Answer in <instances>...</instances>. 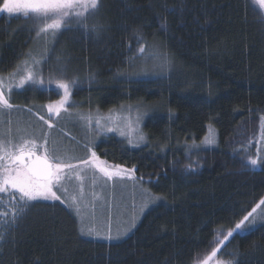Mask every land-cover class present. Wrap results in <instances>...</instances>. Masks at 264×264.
<instances>
[{
    "label": "trees",
    "instance_id": "obj_1",
    "mask_svg": "<svg viewBox=\"0 0 264 264\" xmlns=\"http://www.w3.org/2000/svg\"><path fill=\"white\" fill-rule=\"evenodd\" d=\"M97 21L107 26L99 34L73 27L57 37L44 75L79 80L73 109L138 104L151 110L142 124L145 144L133 148L111 136L93 150L111 166L133 169L137 181L165 199L131 235L109 243L82 236L64 204L34 202L0 243V264H196L218 232H227L264 197V169L242 167L257 152L264 116V25L248 0H103L88 23ZM31 28L23 16L0 15L1 76L32 48ZM137 33L144 39L138 41ZM145 42L168 53V74L123 78ZM57 97L26 86L10 102L34 114ZM208 125L216 128L217 146L192 149ZM225 245L220 255L226 260L236 251L237 264H264V225Z\"/></svg>",
    "mask_w": 264,
    "mask_h": 264
},
{
    "label": "snow or ice",
    "instance_id": "obj_2",
    "mask_svg": "<svg viewBox=\"0 0 264 264\" xmlns=\"http://www.w3.org/2000/svg\"><path fill=\"white\" fill-rule=\"evenodd\" d=\"M103 0H4L0 11H6L9 14H22L23 18L32 21V28L36 30V36H51L54 41L63 31H71L73 27L82 30L84 33L99 34L106 30V25L93 22L88 23L89 17L96 16L101 9ZM252 4L257 17V21L264 25V0H248ZM258 6V7H256ZM247 7V3H246ZM175 12L177 9H166ZM180 11H183L181 6ZM74 22V23H73ZM163 30H167L166 23L161 24ZM136 39L142 40L144 37L137 33ZM48 40L45 39V47L40 52L39 57L28 52L26 57L20 64L16 66L13 73H9L8 77L0 76V117L7 116L5 120L0 118V194H7L9 199L4 201L0 199V205L5 210L0 211V243H2L12 228L24 218L34 202L37 201H60L66 204L70 210H73L79 218L81 227V235L95 238H103L106 240L120 239L127 232L135 227L138 216L135 211L127 223L126 227H118L115 235L112 233L111 222L105 232L103 224L97 222L95 214L96 200L99 194L93 191L91 193V201L86 199V190L84 185L85 173L89 168L101 173L107 180L114 178L135 179L133 169H124L120 165L108 166L107 162L101 161L96 152L90 147L91 141H86L83 145L86 158H76L68 154L67 150L61 152L59 142L50 139L51 131L55 128L52 122V115L60 117L62 110L67 111L64 107L68 102L71 89L77 84L75 78L71 80L57 79L55 81L57 87L63 90V96L57 102L46 105L49 118L44 115H38V121L43 122L38 130L27 132L20 126L13 127L11 112L18 109L19 106L10 102V93L15 89H22L26 84L31 86H44V80L37 78V67L47 62L49 49L47 47ZM138 55L144 56L146 60H152L154 66L159 67L161 71L167 69L172 61L167 52L162 51L158 46L153 47L148 52V45L145 42L138 49ZM134 56L132 59L134 60ZM58 62L60 58H57ZM58 71L63 73V68ZM23 73V75H21ZM17 76L19 80L17 81ZM51 82V81H50ZM31 112V109H28ZM80 120H86L88 126H91L92 116H84L77 114ZM100 117L96 118V125L100 127ZM112 119V117H108ZM264 122V116H261ZM44 125H47L45 130ZM113 131L114 129H108ZM61 135L69 134L61 130ZM121 135H124L121 132ZM31 136L33 138H26ZM42 138V142L38 143V139ZM72 139H75L74 137ZM141 140L143 137L140 138ZM261 139H264V123L261 125ZM215 141L211 137L206 139V143L213 144ZM252 141L250 140L249 143ZM131 143V140H129ZM255 143L259 145L260 140ZM65 159H75V163H67ZM195 166L193 164L186 165L191 170ZM242 167L248 169H256L261 167L264 169V157H248L242 160ZM75 179L79 182V195H69L68 185ZM98 178L93 175L92 186L97 184ZM59 193V194H58ZM142 203L138 211L143 213L147 208L155 205L157 201L165 199L162 196H153L149 190L140 188ZM63 197V198H62ZM93 209L91 217H88L84 211L90 207ZM135 207V206H134ZM110 208V205H109ZM110 215V213H109ZM258 221H264V197L251 208L250 211L235 223L231 228L227 229L226 234L218 232V242L212 248L209 256L197 262V264H208V261L219 254L221 246H226L225 242L230 241L235 235H245L254 231ZM233 256L232 260L226 264H237L235 257L240 254L236 251L229 253ZM225 264V262H220Z\"/></svg>",
    "mask_w": 264,
    "mask_h": 264
},
{
    "label": "rangeland",
    "instance_id": "obj_3",
    "mask_svg": "<svg viewBox=\"0 0 264 264\" xmlns=\"http://www.w3.org/2000/svg\"><path fill=\"white\" fill-rule=\"evenodd\" d=\"M3 3H4V0H2V4H0V8H2ZM2 14H5L7 16H18V17L23 16L22 14H17V13L9 14L6 11H0V15ZM34 35H35L34 37L35 39L32 44V48L28 52L31 51L33 55H36L37 57H39L40 52L45 47V39H47L48 40L47 47L49 49L48 56H47V60H48V58L50 57L49 55H50L51 49L54 47V43L56 42L57 38L53 41L50 35L47 38L44 36H41L38 38L36 36V32ZM152 50H153V47L148 48V52H151ZM136 57H140V56L137 54ZM25 58H27L26 55L24 56V59ZM22 60L19 62V64L22 62ZM44 65L45 63H42L40 66L37 67V78L38 79L42 78L44 80V86L39 87V86H31V85L26 84L22 89H24L26 86H31L34 88L43 89L46 92L53 91L57 94L58 99L57 100L55 99L49 103L57 102L63 96V90L57 87L55 81L57 79H65L62 76L64 74H58V76L56 77L55 76L53 77L52 75H44V71H43L45 70L43 68ZM169 68L170 67L161 71L159 67L154 66V63L152 60H146L144 56H141L138 60L132 63L130 71L128 73H124L122 77L128 80L157 78L161 74L162 75L168 74V71L170 70ZM21 75H23V73H21ZM2 76L8 77V74L2 75ZM16 79L18 81L19 76H17ZM71 79L73 78H69L65 80H71ZM76 80H77V84L72 87L69 100L64 106L67 109V111L62 110L59 118H57L55 115H52L51 117L52 122L55 124V128L51 131L50 139L57 140L59 142V147H60L61 152L67 150L68 154L72 157L86 158L84 155L85 149L83 147L86 141H91L90 147L93 150L96 142L104 139L105 137H111V136L113 137L116 136L117 138L122 139L130 147H133V148L146 143L145 136L142 130V124H143V121L146 119L148 113L151 111L148 107L146 108L138 104L136 105L125 104V105L116 107L115 109H112L109 111H103V112L94 110L95 108L88 109V110L70 108V104L73 101V99L71 98L75 90V87L80 85L79 80L78 79ZM17 90H20V89L14 88L11 91L10 96L11 94L14 93V91H17ZM33 112L34 114L32 112H29L28 109L20 110V108L13 110L11 112V119L13 120V127L15 128L17 126V122H19L20 126L25 128L27 132L29 133L34 130H38L41 124L43 123V122L38 121V115H44L45 118L48 119L49 118L48 110H47V107L44 106V108H39L37 111H33ZM77 114H82L84 116L91 115L92 116L91 126L90 127L88 126V123L86 120H80ZM26 115H28V117H26ZM98 117L102 118L100 127H97L95 123L96 118ZM108 117H112V119H108ZM0 118H3L6 120L8 117L3 116ZM262 123L264 122H262L261 120L258 123L260 124L259 132L256 135L257 137L255 139V141L260 140L259 145L255 143L256 147L259 149L260 157H264V139H261ZM207 127L208 128H207L206 135L204 136V139L201 142L196 143L193 146H190L192 147V149L193 148L194 149H204V148L215 149V147L218 144L216 128L211 125H208ZM44 128L45 130H47V125H44ZM110 128L114 130L109 131L108 129ZM61 130H63V132L68 133L69 135L68 136L61 135ZM121 132H123L124 135H121ZM73 137L75 139H72ZM141 137H143L142 140L140 139ZM209 137L214 139L215 142L213 144L206 143V139ZM26 138H33V137L26 136ZM129 140H131V143H129ZM37 142L38 143L42 142V138H39ZM258 149H257L255 156H252L253 158L257 157ZM65 162L75 163L76 160L75 159H72V160L65 159ZM107 165L111 166L110 164H107ZM84 175H85L84 185H85V190L87 193L86 199L88 201H91L92 199L91 193L93 191L99 194L98 199L96 200L95 214L97 216V222L103 224L105 232L107 231L109 220L111 222L112 233L113 235H115L118 227L127 226V223L130 221L134 211H135V214L138 216V219L136 220L135 227L132 228L131 231L127 232V234L121 237L120 239L106 240L103 238L94 239L93 237H90V236H85V235H82V236H84L85 238L92 239V240H96V241L100 240V241L109 243V242H120V240L125 239L126 237L131 235V233L135 230L136 226L141 222V219L144 216V214L148 212L150 209H152L153 207V205L150 206L143 213H139L138 211V208L140 204L142 203V199L140 195V188L149 190L147 186L143 185L141 181H137L136 178L134 180L128 179L127 176H125L123 179L117 177V178H114L113 180H107V178L104 177L101 173L91 168H89ZM93 175H95L98 178L97 184L94 187L92 186ZM134 177H135V174H134ZM78 185H79V182L73 179V181L68 185L69 195H73V194L79 195ZM153 196H157V195H153ZM57 202L60 203V201H57ZM64 205L68 208L66 204ZM109 205H110V208H109ZM71 211L74 217L76 218V221H78L79 232H80V227H81L80 220L76 216L75 212L73 210ZM84 211L88 217H91L92 212H93V209L91 208V206L88 207L87 209H84ZM263 225H264V221H258L256 227L263 226ZM224 234H226V232H224ZM215 237H216L215 240L209 246L208 252L203 253L201 257L198 258V261L203 260L205 257L209 256L212 252V248H214L216 243L218 242V238H222V236L218 237V235ZM222 248L223 246H221V249ZM220 254H221V250L218 255L213 256L208 261V264H220V262H225L226 264V262L229 260L222 258Z\"/></svg>",
    "mask_w": 264,
    "mask_h": 264
}]
</instances>
